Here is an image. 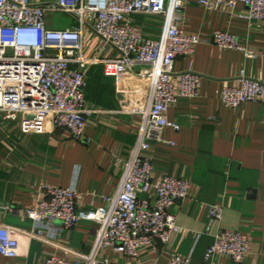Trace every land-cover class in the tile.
<instances>
[{"label": "crops", "instance_id": "crops-1", "mask_svg": "<svg viewBox=\"0 0 264 264\" xmlns=\"http://www.w3.org/2000/svg\"><path fill=\"white\" fill-rule=\"evenodd\" d=\"M244 13L241 3L233 9L208 11L197 0H188L180 28L197 34L202 42L192 57L174 61L172 73L191 70L200 75L198 95L177 100L167 113L164 142L142 153L152 164L153 183L163 176L190 183L188 197L170 209L181 230L166 246L153 243L139 249L135 258L112 249L100 251V262L168 264L178 255L190 257V264H204L203 255L213 236L228 230L249 239L248 254L240 264H264V99L238 109L223 107L219 100L221 89L235 85L241 72L264 82V61L260 56L246 59L239 51L211 42L214 32H225L260 53L264 21H248ZM161 21L158 17L134 18L142 32L154 38L162 33ZM54 23L49 27L64 29ZM86 38L87 45L90 39L99 42L90 34ZM86 44L87 58L116 57L102 50L101 43L91 52ZM131 87V73L103 63L91 67L84 98L86 106L98 112L87 121L85 143L50 126L44 134H23L17 121L5 120L0 113V226L21 234L20 256H0V264H38L50 255L81 260L91 253L98 232L95 223L79 221L58 237L44 230L31 237L37 229L25 211L42 198L44 186L68 188L73 182L80 194L79 209L105 206L104 199L120 185L142 124L141 116L130 112L143 108L138 100L130 101ZM210 205L222 207L219 223L210 225ZM213 264L237 263L219 255Z\"/></svg>", "mask_w": 264, "mask_h": 264}, {"label": "built area", "instance_id": "built-area-1", "mask_svg": "<svg viewBox=\"0 0 264 264\" xmlns=\"http://www.w3.org/2000/svg\"><path fill=\"white\" fill-rule=\"evenodd\" d=\"M188 0H0V113L5 120L17 121L23 134H44L53 127L85 143L87 121L98 111L86 106L84 93L88 72L99 63L127 71L132 76L130 101L143 103L130 112L142 118L134 146L124 164L116 192L104 199L105 206L82 210L77 207L80 194L73 182L68 188L44 186L42 198L25 211V217L40 231L58 237L79 221L98 225L92 251L81 260L50 255L38 264H110L100 262V251L112 249L130 258L153 243L166 246L180 227L170 213L174 204L188 197L190 183L163 176L152 182L151 162L142 153L151 145L164 142L167 113L179 98L198 95L201 76L191 70L172 73L177 58L192 57L202 40L180 28L185 20ZM245 7L248 21H264V0H197L208 11ZM64 13L74 24L52 29V16ZM158 17L162 24L159 37L146 36L135 24V17ZM52 18V19H50ZM51 20V21H50ZM50 21V22H49ZM86 34L101 42L102 50L115 58H87ZM211 42L221 49L239 51L246 59L260 56L235 36L214 32ZM264 99V82L241 72L236 84L221 89L223 107L238 109L244 103ZM178 130L177 125H171ZM222 207L210 205V225L219 223ZM19 235L15 229L0 226V256H20ZM249 239L234 231L223 230L213 236L203 255L204 264L225 256L240 264L247 256ZM190 257L174 255L168 264H190Z\"/></svg>", "mask_w": 264, "mask_h": 264}, {"label": "rangeland", "instance_id": "rangeland-1", "mask_svg": "<svg viewBox=\"0 0 264 264\" xmlns=\"http://www.w3.org/2000/svg\"><path fill=\"white\" fill-rule=\"evenodd\" d=\"M50 16H52V18L55 21L54 25L58 28H65V27H68V26H71L74 24V20L64 13H55L54 15H50ZM152 23L153 24H159V21H153ZM99 42H94L93 39H90L88 42V45L86 44L88 50L91 52L94 49L98 48L100 43H101V42L100 43Z\"/></svg>", "mask_w": 264, "mask_h": 264}]
</instances>
